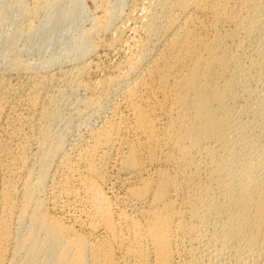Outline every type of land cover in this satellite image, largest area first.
I'll return each instance as SVG.
<instances>
[{"label":"bare ground","instance_id":"obj_1","mask_svg":"<svg viewBox=\"0 0 264 264\" xmlns=\"http://www.w3.org/2000/svg\"><path fill=\"white\" fill-rule=\"evenodd\" d=\"M41 1L49 16L37 27L33 20L28 24L39 44L34 48L24 36V52L48 47L85 11L84 0ZM23 2L0 0L3 62L13 74L48 65H58V73L31 78L14 109V120L37 125V167L27 166L28 160L19 166L12 145L1 150L0 264H264V0H154L149 6L147 0L142 30L137 28L142 40L134 42L124 68L101 85L110 103L119 92L121 99L109 121L90 130L88 139L79 137L73 155V147L67 150L71 124L54 130L63 116L57 97L45 89L72 78L76 89L84 88L77 79L87 68L63 64L69 57L61 50L43 62L21 61L15 47L25 28L5 31L17 12L32 9ZM108 2L76 39L61 37L70 39L66 52L84 57L93 36L114 26L123 39V26L116 24L123 0ZM8 83L0 80V119L11 108ZM92 97L81 96V103L98 110L102 102ZM19 186L22 201L15 205L11 195ZM72 204L78 208L74 222Z\"/></svg>","mask_w":264,"mask_h":264},{"label":"rangeland","instance_id":"obj_2","mask_svg":"<svg viewBox=\"0 0 264 264\" xmlns=\"http://www.w3.org/2000/svg\"><path fill=\"white\" fill-rule=\"evenodd\" d=\"M7 1L8 0H4V2H6L7 3ZM16 1L17 0H10V1H8V3L7 4H10V6L11 5H14V2L16 3ZM24 2L23 3H25L24 5H25V7H27L26 8V10L27 9H29V8H32V9H30V10H27V13L25 14V13H19V12H17L16 13V18H15V21L16 22H14V23H12V22H9V25H10V27H9V25H7L6 27H7V29L9 28L10 30H11V32H10V30L8 29H4V31L5 30H7V32L5 31V33H9V35H12V34H14V33H12V32H14V31H16V28L17 29H19L20 28V30H23L24 28H25V30H24V32L25 33H23L22 34V38H21V42L19 41V45L17 44V47H15L16 48V50H15V52H17L18 51V49H20V53L18 52V54L20 55V56H23V58H21L22 60L21 61H23L24 62V60H26V59H28V61L29 62H31V61H36V59H37V61L36 62H38V60H40L41 58H42V60H40L41 62H43L44 60L46 61V60H48V58H50L49 56H51L52 54H55V53H57L59 50H61L60 51V53H62V51H63V53H64V56H65V58H66V56H67V58H68V60L67 59H65V60H61L62 61V63L64 64V62H65V64H71V65H77V66H81V67H85V68H87V69H85V72H84V75H82L81 77H78V81L80 82H82L83 84V87L85 88H80L79 90L78 89H76V87H75V84L73 83L74 81H73V78H72V80L69 82V81H66V80H57L56 79V81H54L50 86H48L45 90H46V92L49 94L50 93V95H51V93H52V95H54V96H56L57 98V102H56V105H57V108L58 109H60V113H62L61 115L63 116V117H61L60 118V120L59 121H56V123L53 125V128H54V130L55 131H64L65 130V128H66V126H68V124H71V128H72V130H71V132L74 134H72L70 137H67L68 139V145H67V150H69V148L71 149L72 147V151L71 150H69L68 152L71 154L72 153V155L74 154L73 153V151L75 152V147H79L80 145V141H81V139L80 138H82V140H84V139H88V137L87 136H89L90 135V133H91V131L90 130H94V129H96V128H98L100 125H103L104 124V121H105V123L107 122V120L109 121L110 119H111V117H112V115H113V111H111V109L113 110V103H116V101H119L120 99H119V97H121L122 96V94L119 92V93H117L115 96H112L111 97V103H110V100H109V98H107V97H105L106 96V93H104L103 94V92L102 91H104V87H102L101 85H105V83L110 79V78H112L113 76H115L116 74H118L117 72H119V70L120 69H123L124 68V66L126 65L125 64V62H127V58H129L130 56H131V54H133V52H134V47H132L135 43H138L139 41H140V39L142 40V38H141V36H144V34L142 33V28H141V26L143 25H141L140 26V22L142 21V19L140 20V18L143 16V21L141 22V23H143L144 22V20H145V12H147V9L146 8H148V7H146L145 5H146V3H148L147 5L149 6V4H151V3H153L154 2V0H148V2H146L147 0H123V4H122V9H121V11L122 12H120V14H119V17H121V18H118L119 20H117L116 21V24L118 25V23H119V26L121 27V26H123V27H125V30L123 29V27H121L122 28V30H123V41L121 40H118L116 37H117V34H116V36H115V26L114 27H111L110 29H108V30H106V32H103V31H99V32H97L95 35H97V36H93V38L94 39H92L93 40V42H92V49L93 48H95L94 50H96V51H92V49L88 52L89 54H85L84 55V57L83 56H80V57H74V54L73 53H71L70 52V54H69V52L67 51H65V47L67 48V45H68V47L71 45V42H69L70 41V39L68 38V37H72V39H76L77 37H78V34H80V33H82V31L83 32H85V29L87 30V29H89L90 27H91V25H92V23H93V18H94V16L96 15V16H101L100 15V13L102 14V10H103V7H104V5H107V3L106 2H108V0H106V2L104 1L103 3H101L99 0H84V9H85V11H84V14H82V17H81V19H78L77 21H76V24H74V26H73V28H71V29H67V33H64V32H66V31H64V32H62V33H64L63 34V36L61 35V34H59V32H58V35L57 34H53L54 35V37L53 38H55V36H56V38H59L58 36H60V38L58 39V42H59V45L56 43L57 42V40H56V38L55 39H52V41H53V44L54 43H56L57 44V46H54V45H51L52 44V41H50L51 42V44H50V42H49V44L50 45H47L48 47H46V45H43V47L40 49V46L37 48V50L36 49H34V48H36V44L34 43V42H36L37 40H32V38H30V36L29 35H32V34H34V32L33 31H28V27H29V25L31 24V25H33L34 23L36 24V26H34V27H37V26H39V25H37V24H39V23H41V21L43 22V21H45L47 18H48V14H49V11L48 10H50V8H48L42 1H41V3H39L40 2V0H23ZM112 3H111V2ZM115 1L116 0H109V2H108V4H115ZM151 1V2H150ZM153 1V2H152ZM141 2V3H140ZM11 3H13V4H11ZM35 3H36V7H34V5H35ZM98 3V4H97ZM125 3V4H124ZM39 4H40V6L42 5V7H40L39 6ZM134 4V5H133ZM137 4V5H136ZM99 5V6H98ZM124 5H125V7H124ZM133 5V6H132ZM136 5V6H135ZM141 5H143V6H141ZM37 6H38V8H37ZM102 6V7H101ZM34 7V8H33ZM44 7H46V8H44ZM100 7V8H102V10H100V8L98 9V8ZM135 7V8H134ZM42 9L43 8V10L41 11V10H39V9ZM130 8V9H129ZM37 9H38V12H36L37 11ZM124 9V10H123ZM142 9V10H141ZM145 9H146V11H145ZM35 10V14L33 13V11ZM96 10H99V11H96ZM134 10V11H133ZM144 10V11H143ZM29 11V12H28ZM31 11H32V13H31ZM40 11V12H39ZM45 11V12H44ZM124 12V13H123ZM133 12V13H132ZM136 12V13H135ZM19 13V14H18ZM30 13H31V15H30ZM131 13V14H130ZM141 13V14H140ZM25 14V15H24ZM3 15V14H2ZM18 15H19V17H18ZM20 15H23V17H21ZM48 15V16H47ZM122 15V16H121ZM134 16V17H131V16ZM26 16V17H25ZM21 17V18H20ZM47 17V18H46ZM131 17V18H130ZM138 17H139V19H138ZM19 19V21H18V19ZM46 18V19H45ZM126 18V19H125ZM31 20H33L34 21V23L32 24V21ZM121 20V21H120ZM130 20V21H129ZM23 23H22V22ZM125 21V22H124ZM92 22V23H91ZM15 23H16V25H15ZM121 23H123V25H121ZM11 24H12V26H11ZM18 24V25H17ZM23 24V25H22ZM25 24V25H24ZM29 24V25H28ZM115 24V25H116ZM19 25H21V26H23V27H16V28H14L15 26H19ZM13 28V29H12ZM129 28V29H128ZM131 28V29H130ZM137 28H141V30H139V29H137ZM15 29V30H14ZM13 30V31H12ZM20 30H17L15 33H18V31H20ZM139 30V31H138ZM9 31V32H8ZM28 32V35H26V33ZM110 31H111V33H110ZM114 31V32H113ZM136 31V32H135ZM140 31H141V33H140ZM29 32H31V34H29ZM72 32V33H71ZM12 33V34H11ZM57 33V32H56ZM71 33V34H70ZM105 33V34H104ZM139 33V34H138ZM25 34V35H24ZM77 34V37L76 36H74V35H76ZM64 35H70V36H65V38L63 39V38H61V37H64ZM140 35V36H139ZM24 36H28L27 37V40L28 39H30L29 41H31V42H29V41H27L26 40V38L24 37ZM33 36V35H32ZM99 36V37H98ZM66 37H67V41L65 40L66 39ZM70 37V38H71ZM76 37V38H75ZM134 37V38H133ZM139 37V38H138ZM25 38V39H24ZM99 38V39H98ZM115 38V39H114ZM128 38V39H127ZM132 38V39H131ZM144 38V37H143ZM71 39V40H72ZM97 39V40H96ZM117 39V40H116ZM125 39V40H124ZM129 40V41H131V40H133L132 42H128L127 40ZM134 39H135V41H134ZM63 40V41H62ZM139 40V41H138ZM24 43H23V42ZM55 41V42H54ZM115 41V42H114ZM121 43H120V42ZM137 41V42H136ZM29 42V44H31L34 48H33V51H34V53H33V51L32 50H29V53H28V51L27 52H24V50H22V48H23V46L22 45H24V44H26V43H28ZM62 42V43H61ZM68 44H67V43ZM94 42H96V43H94ZM119 42V43H118ZM129 43V48H128V44L127 43ZM135 42V43H134ZM21 43H23L22 45H20ZM36 43H38L39 44V42L37 41ZM70 43V44H69ZM95 45H94V44ZM102 43V44H101ZM116 43V44H115ZM55 44V45H56ZM110 44V45H109ZM125 44H127V45H125ZM117 45V46H116ZM120 45H122L121 47H120ZM22 46V47H21ZM44 46L46 47V48H44ZM50 46V47H49ZM59 46V47H58ZM95 46H97V47H95ZM52 47H53V49H52ZM54 47H56V48H54ZM130 47H132V49L130 50ZM18 48V49H17ZM48 48H51V49H48ZM3 50V51H2ZM2 50H0V58H1V60H0V80L2 79V81H4L5 83H10V84H12V85H10L9 83H8V85H10V91H9V93L10 94H8V96H7V100H10V101H8V102H10V105H11V108H8L9 106H7L6 107V110H5V114L1 117V119H0V159H1V157H2V153H3V151L6 149V147L7 146H11L10 148H12L13 149V147H14V149L12 150L14 153H16V158H19V159H17L18 161H19V166H22L23 165V163H20V162H25V160H28V161H26L25 163L27 164V166H29V167H33V169H34V167L36 168L37 167V164H38V157H39V154H40V150L38 149V144H37V140H34L35 139V135H34V133H35V128H36V126L37 125H35V128H33L34 126V123H33V121H31V122H27L26 123V121H20V120H14V112H15V110H16V106H17V103L19 102V101H21L22 99H23V97H25V93H26V91H28L29 90V86L31 85V83H30V81L32 80V79H34V78H40V77H42V76H44V77H49V75L51 76L52 74L53 75H56L57 73H58V65L56 66H54V65H48V68H47V70L44 68V71H42L43 69H38V70H35V69H31L32 71H30V70H27L26 72H25V70H20V71H18L17 72V74H16V72H14V74H13V71H15V70H12V67L10 66V64L8 65L7 64V62H3V60H4V58H2L3 56H5L6 55V52H5V50L4 49H2ZM132 50H133V52H132ZM36 51V52H35ZM127 51V52H126ZM66 52V53H65ZM5 53V54H4ZM63 53H62V55H63ZM129 53H131V54H129ZM4 54V55H3ZM68 54H69V56H68ZM73 54V55H72ZM73 57H71V56ZM87 55V56H86ZM45 56V58H44V60H43V57ZM129 56V57H128ZM83 57V58H82ZM71 58H72V60H71ZM77 58V59H76ZM24 59V60H23ZM34 59V60H33ZM75 59V60H74ZM80 59V60H79ZM27 61V60H26ZM39 61V63H41ZM60 61V62H61ZM67 61V62H66ZM2 62V63H1ZM5 63V64H4ZM86 63V64H85ZM79 64V65H78ZM6 67H5V66ZM8 65V66H7ZM124 65V66H123ZM4 66V67H3ZM88 66H89V68H88ZM10 68V69H9ZM5 69V70H4ZM7 69V70H6ZM1 70H2V72H1ZM10 70V71H9ZM12 70V71H11ZM121 71V70H120ZM6 72V73H5ZM11 72V73H10ZM9 76V77H8ZM37 76V77H36ZM20 78V79H19ZM32 78V79H31ZM109 78V79H108ZM4 79V80H3ZM75 79V78H74ZM76 79H75V82H76ZM6 80V81H5ZM100 82H99V81ZM59 83H58V82ZM63 83H62V82ZM69 82V84L71 85V86H69V84H67V83ZM72 82V83H71ZM80 82V83H81ZM96 82H98V83H96ZM29 83V84H28ZM102 83V84H101ZM60 84V85H59ZM84 84H86V87L84 86ZM65 85V86H64ZM74 85V86H73ZM87 85H89L88 87H87ZM75 88V90H74V88ZM95 87V88H94ZM102 87V88H101ZM87 88H89L88 90H87ZM48 89V90H47ZM62 89V90H61ZM63 89H64V91H63ZM101 89V90H100ZM12 90H13V92H12ZM58 90H60V91H63V95H60V91L58 92ZM74 90V91H73ZM78 92H77V91ZM91 90V91H90ZM16 91V92H15ZM80 91V92H79ZM95 91V92H94ZM18 92V93H17ZM17 93V94H16ZM21 93V94H20ZM54 93V94H53ZM58 93V94H57ZM101 93V94H100ZM23 94V95H22ZM57 94V95H56ZM94 94V95H93ZM97 94V95H96ZM121 94V95H120ZM59 95V96H58ZM87 95V96H86ZM92 95H93V97L95 98V96H97L96 98L97 99H99L102 103H101V108H102V110H101V108H99L98 110L96 109V110H94L93 111V109L91 108L90 109V107H84L83 106V104L81 103V99L82 98H91L92 97ZM119 97H118V96ZM23 96V97H22ZM63 96H64V98H63ZM81 96H82V98H81ZM100 96V97H99ZM101 96H102V98H101ZM20 97H21V99H20ZM59 97H60V100H59ZM61 97H62V99H61ZM92 97V98H93ZM116 99H115V98ZM81 98V99H80ZM107 98V99H106ZM13 99V100H12ZM80 99V100H79ZM118 99V100H117ZM78 100L80 101V103L82 104H80V103H78ZM115 100V101H114ZM14 101V102H13ZM59 101V102H58ZM113 101V102H112ZM14 104H16V105H14ZM61 102V103H60ZM106 102V103H105ZM44 103H46V101L44 100ZM60 104V105H59ZM76 104V105H75ZM111 104V105H110ZM13 105V106H12ZM59 105V106H58ZM79 105V106H78ZM77 107V109H76V107ZM112 107V108H111ZM8 108V109H7ZM89 108V109H88ZM10 109V110H9ZM15 109V110H14ZM80 109L81 110H85V112H83V113H85L84 114V117H79V116H77L76 115V112H78V111H80ZM9 110V111H8ZM13 110V111H12ZM75 110H77V111H75ZM8 114H7V113ZM64 112V113H63ZM95 112V113H94ZM107 112V113H106ZM111 112H112V114H111ZM89 113V114H88ZM90 113H91V115H90ZM87 114V115H86ZM93 114V115H92ZM98 114V115H97ZM110 114H111V116H110ZM6 115H8V117L6 116ZM10 115V116H9ZM31 116H32V114H30ZM72 115V116H71ZM90 115V116H89ZM110 116V117H109ZM12 117V118H11ZM72 117V118H71ZM90 117V118H89ZM10 118V119H9ZM83 118H86V119H83ZM107 118V119H106ZM3 119V120H2ZM5 119H6V122H5ZM8 119H9V121H8ZM12 120H14V121H12ZM3 121V122H2ZM12 121V123L14 122V127H13V124L12 123H10ZM20 122V123H17V122ZM67 121H69L68 123H67ZM8 122V123H7ZM16 122V123H15ZM23 122V123H22ZM9 123H10V126H9ZM103 123V124H102ZM8 124V125H7ZM12 124V125H11ZM27 124H29V125H27ZM18 127H17V126ZM64 125V126H63ZM99 125V126H98ZM5 126H9V127H5ZM5 127V128H4ZM16 127V128H15ZM95 127V128H94ZM31 128V129H30ZM57 128V129H56ZM92 128V129H91ZM94 128V129H93ZM6 129H8V130H6ZM17 129V130H16ZM32 130V131H31ZM6 131V132H5ZM8 131H9V134H8ZM74 131V132H73ZM15 132V133H14ZM17 132V133H16ZM32 132V133H31ZM34 132V133H33ZM7 133V134H6ZM15 134V135H12V134ZM83 133V134H82ZM34 137H32L31 135ZM9 135V136H8ZM80 135V136H79ZM86 137H85V136ZM15 138L16 136V141L13 139L12 140V138ZM13 136H15V137H13ZM82 136V137H81ZM80 137V138H79ZM8 139V140H7ZM22 139V140H21ZM25 139V140H24ZM31 139V140H30ZM28 142H27V141ZM5 141H7V142H5ZM8 141H10V143L8 142ZM12 142V143H11ZM20 142V143H19ZM23 142V143H22ZM35 142V143H34ZM76 142V143H75ZM4 143H5V146H4ZM14 143H18L17 145L16 144H14ZM21 143L23 144V145H21ZM27 143V144H26ZM79 143V144H78ZM25 144H26V146H27V148H26V146H25ZM37 144V145H36ZM74 144V145H73ZM33 145V146H32ZM77 145V146H76ZM3 146H4V148H3ZM22 148L21 150H20V148ZM23 146H24V148H23ZM70 146V147H69ZM33 147V148H32ZM2 148V149H1ZM75 148V149H74ZM18 149V150H17ZM38 151H37V150ZM1 150H3V151H1ZM17 150V151H16ZM20 150V151H19ZM19 151V152H18ZM24 151H26V153L24 152ZM2 152V153H1ZM23 152V154H21ZM39 152V153H38ZM19 153V154H18ZM18 156H20V157H18ZM36 156H37V158H36ZM21 158V159H20ZM36 159V160H35ZM2 160H3V158L0 160V162H2ZM27 162H29V163H27ZM37 162V163H36ZM3 163V165H1V163H0V168H1V170L5 173V166H4V162H2ZM36 165V166H35ZM0 170V171H1ZM0 172V190H2V184H3V177H4V173L3 172ZM2 173H3V176H2ZM16 179H15V182L17 183V185L20 183L19 181H20V179L18 178V177H15ZM18 178V179H17ZM2 183V184H1ZM2 185V186H1ZM22 189V188H21ZM18 192L19 193H14L13 194V196H14V198H13V196L11 195V200L12 201H14L15 203V205L17 204V205H19V200L20 201H22V197H20V196H22V191L20 190V186L18 187ZM116 190H118L117 188H116ZM1 192V191H0ZM20 192H21V194H20ZM19 194V196H17ZM44 196H46L45 198H47L48 199V203H50V205H51V203H52V198H51V196H50V194H46V195H44ZM43 196V197H44ZM50 197V198H49ZM17 198V199H16ZM0 199H1V193H0ZM16 201H15V200ZM50 199H52V200H50ZM17 202V203H16ZM49 204H48V206H50ZM2 207V200H0V215H1V211L3 210V208H1ZM76 205L74 204H72L71 206H69V212H68V214H71V215H69V217L71 218L70 219V221L71 222H74L73 220H74V218H77L78 217V208L76 207ZM52 208V206H50V209ZM72 208V209H71ZM76 212H75V211ZM74 215H73V214ZM60 214H63V213H60ZM73 215V216H72ZM63 216H68V215H66V214H63ZM75 216V217H74ZM74 217V218H73ZM15 224V225H14ZM13 226H16V223L15 222H13Z\"/></svg>","mask_w":264,"mask_h":264}]
</instances>
